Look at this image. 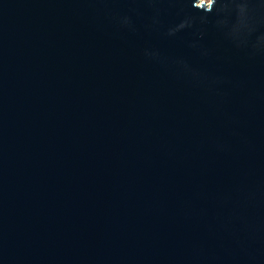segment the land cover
I'll return each mask as SVG.
<instances>
[{
	"label": "water",
	"instance_id": "1",
	"mask_svg": "<svg viewBox=\"0 0 264 264\" xmlns=\"http://www.w3.org/2000/svg\"><path fill=\"white\" fill-rule=\"evenodd\" d=\"M0 264H264V0H0Z\"/></svg>",
	"mask_w": 264,
	"mask_h": 264
},
{
	"label": "rangeland",
	"instance_id": "2",
	"mask_svg": "<svg viewBox=\"0 0 264 264\" xmlns=\"http://www.w3.org/2000/svg\"><path fill=\"white\" fill-rule=\"evenodd\" d=\"M206 1H209V0H206Z\"/></svg>",
	"mask_w": 264,
	"mask_h": 264
}]
</instances>
